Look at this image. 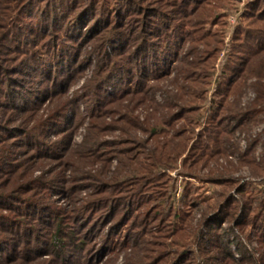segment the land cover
<instances>
[{
  "label": "rangeland",
  "instance_id": "rangeland-1",
  "mask_svg": "<svg viewBox=\"0 0 264 264\" xmlns=\"http://www.w3.org/2000/svg\"><path fill=\"white\" fill-rule=\"evenodd\" d=\"M7 1L12 8L0 11L7 18L0 22V264H264V175L236 167L235 185L226 189L191 178L181 161L152 177L120 171L124 158H141L145 139L128 134L125 122L138 125L150 112L147 103L134 106L138 94H127L150 78L154 62L136 59V48L123 52L127 39L149 43L160 33L155 47L164 48L155 50L170 68L177 52L184 62L193 58L188 53L200 44H184L182 35L195 28L217 46V76L242 53L240 33L264 0H193L171 15L164 6L143 7L129 23L117 3L84 12L88 5L76 9L75 0H65L70 10L60 0ZM149 11L157 16L148 21ZM163 83L158 86L169 89ZM151 92L148 100L162 103ZM252 97L247 92L242 104ZM251 136L260 142L259 160L264 118ZM236 141L243 151L246 135L237 133ZM219 164L237 166L238 155ZM225 192L237 201L235 210L218 209ZM190 201L195 209L188 215ZM56 235L63 245L55 244Z\"/></svg>",
  "mask_w": 264,
  "mask_h": 264
},
{
  "label": "trees",
  "instance_id": "trees-1",
  "mask_svg": "<svg viewBox=\"0 0 264 264\" xmlns=\"http://www.w3.org/2000/svg\"><path fill=\"white\" fill-rule=\"evenodd\" d=\"M60 1V8L69 6L65 0ZM75 1L79 3L76 9L83 8L84 4L88 5L84 12H96L99 7L98 12H101V10L109 11L110 8H115L113 6L117 3L124 12L125 21L128 20L129 23L131 19L137 16L135 14H137L138 8L146 7L150 8V10L154 8L160 11L162 10L160 7L164 6L171 12L167 14L171 15L177 11L181 2L189 5L193 0H144L146 4H152L150 7H147L148 5L139 6L142 0H134L135 2L132 0ZM0 3V11H8L12 8V2L10 1L1 0ZM67 10H70V7ZM143 10L146 11L145 9ZM144 11H141L140 14H144ZM263 12L264 6H258L256 11L253 12L249 18L251 26L247 29L248 31L240 33L241 38H243L240 41L241 46L239 45V48H242V53H238L230 60L228 59L217 76H213L217 46L213 47L212 44L207 42L205 34L192 33L191 30H195V28L189 27L188 31L183 33V42L189 46H198L200 44L198 48H203V51L200 52L198 48H192L188 54L193 58L185 62L178 58L177 52L170 68L168 65H164L167 62H164L165 57L162 58L159 55L160 53L156 51L164 48V46L161 48L155 47L157 44H162V42H159L161 39L160 33L150 35L151 41L149 43L142 40L135 44L132 43L134 42L133 37L127 39V48L123 52L130 50V48H136V59L138 57L144 58L145 56L146 63H148V60L154 62L150 63L153 67L151 71L149 70L150 78L144 80L141 84L142 86L135 88L133 93L127 94L131 96L138 94L140 103L134 106L139 108L143 106L142 108H145L144 106L147 103V109L150 112L146 113L144 122L139 121L138 125L125 122V124L130 126H127L128 134L132 135L133 132L141 133L145 135V139L139 145L138 152H142L139 154L141 158L133 161H127L130 159L124 158L126 161H122L120 164L121 173H126L127 170L131 169L132 174L152 177L157 170L165 168L175 169L174 167H177L178 162L181 161L183 170L191 178L204 180V182L226 189L235 185V179L232 178V174L238 170L237 168L246 167L257 178L264 175V157L259 160L255 157V148L259 146L260 142L257 137L253 138L251 136L253 127L264 118ZM152 14L153 11H149L148 21L157 16ZM80 17H82V13ZM80 17L79 21H81ZM104 19L98 23H101ZM0 22L1 24L7 22L6 15L3 12H0ZM145 26H148V30H154L153 28H155H151L149 25ZM160 26L163 27V25ZM141 27L142 22L140 24ZM125 28L126 26L123 27V29ZM167 30L168 28L166 27ZM147 34H150V32L148 33L147 31L142 37H146L145 35ZM164 45H166V42ZM187 58H189L188 55ZM159 62H161V65H158ZM142 63L141 67H144V62ZM173 73L176 76L171 78ZM162 82H165L163 84L168 83L167 87L169 89L165 88L166 90H162V87L158 86ZM149 84H152V86L148 87ZM212 85L214 88L211 91L212 100H210L207 95L210 93ZM156 91L160 93L162 103H156L154 98V101L148 100L149 93ZM247 92L251 93L253 97L247 104H242ZM146 100L147 102H145ZM209 100L210 109L206 106ZM152 103L154 104L153 107ZM237 133L244 134L247 137L246 147L243 151H240L237 144ZM234 154L238 155L237 166L228 164L222 167L219 164L221 159ZM128 164L132 165L127 166ZM238 193L242 195L243 191L239 190ZM221 198L223 199V204L219 203V210L225 207L229 210H235L238 206L237 201L233 199L229 192L223 193ZM188 207L189 211L186 214L189 215L195 209L193 201H190ZM251 212L252 209L249 207L246 212L247 220H249L248 216L252 214ZM219 216L220 214H216L215 218L219 219ZM204 217H206L204 219L206 222L207 216ZM191 219L188 216L184 219V222H187V224L191 223ZM195 237L196 243L201 246L200 233L195 235ZM55 241L57 246L63 245L60 235H56ZM216 248H220L223 254L228 252L226 244L222 246L216 244Z\"/></svg>",
  "mask_w": 264,
  "mask_h": 264
}]
</instances>
